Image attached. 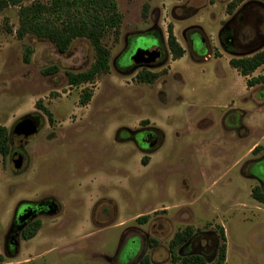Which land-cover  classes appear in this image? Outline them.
I'll use <instances>...</instances> for the list:
<instances>
[{
  "label": "rangeland",
  "instance_id": "rangeland-1",
  "mask_svg": "<svg viewBox=\"0 0 264 264\" xmlns=\"http://www.w3.org/2000/svg\"><path fill=\"white\" fill-rule=\"evenodd\" d=\"M246 2L117 0L122 16L118 33L103 38L109 69L79 85H70L66 74L85 72L93 63L86 39L73 40L59 53L45 39L17 37L19 7L0 11V126L10 131L29 114L44 121L24 147L28 160L23 172L14 169L10 153L0 154V264H110L126 229L132 231L123 240L136 241L138 258L180 264L172 261L169 243L187 227L196 235L194 248L179 253L181 245L177 256L196 253L201 246L206 264H212L223 243L222 229L224 264H264V204L253 198L256 183L239 172L242 159L264 153V94L251 93L247 79L229 66V58L239 57L224 52L217 40L220 28ZM230 3L235 7L228 12ZM191 25L201 27L209 48L202 55L210 58L193 61L188 56L182 33ZM251 25L242 24L241 31L251 34ZM169 26L184 50L176 60L166 45ZM258 26L264 35V23ZM150 30H159L167 61L155 69H120V62L131 64L138 48L160 44L157 35L145 34ZM53 65L57 72L42 73ZM144 70L158 77L139 82L137 74ZM260 75L264 66L252 76ZM85 94L90 97L82 104ZM233 110H242V137L222 129V116ZM140 121H154L167 133L162 183L150 166L141 164L139 154L130 160L129 146L112 140L118 126ZM13 141L18 146L16 137ZM261 168L264 175V162ZM44 197L54 198L60 212L42 217L34 237L20 238L18 247L6 252L4 239L17 205ZM98 198L112 202L100 209L106 223L94 225L89 218ZM142 218L144 223L137 221ZM208 232L217 239L213 256L212 241L203 235Z\"/></svg>",
  "mask_w": 264,
  "mask_h": 264
},
{
  "label": "flooded vegetation",
  "instance_id": "flooded-vegetation-1",
  "mask_svg": "<svg viewBox=\"0 0 264 264\" xmlns=\"http://www.w3.org/2000/svg\"><path fill=\"white\" fill-rule=\"evenodd\" d=\"M254 5H256L257 8H254ZM239 14L240 17H238ZM263 15L264 2L262 0L259 2H257V0H247V2L240 9H238L237 12L232 15L231 18L227 20L220 28L217 34L219 46L224 50V52L235 55V57L241 54H248L247 56H251L263 50L264 35L260 33L259 26L257 27V23H264ZM248 23H252V25L250 28L251 34L247 35L246 32L241 31V27L242 24ZM153 31L155 30H150L145 34H154L160 38V44L151 47L153 50V53H151L155 54L154 59L150 58L151 55L149 54L148 56L143 57L142 61L137 64L131 62L129 66L124 67L120 62V69L124 71H134L137 68L155 69L162 66L167 61L168 52L164 48L163 39L160 37V32L159 30L158 32ZM185 31L187 32V35H185ZM142 35L144 34H140L138 38H140ZM202 35L204 34L201 27L196 25H191L185 28L182 33L183 40L186 44L187 54L193 61L210 58L208 54L207 56L202 55L204 51L209 50V48L204 45V39ZM138 38L135 37L134 41H136ZM200 41L203 45L202 48L199 47L201 44ZM126 43H128L127 39ZM119 57L121 58V54ZM231 58H229V60ZM250 78L252 77L250 76ZM263 86L264 82L247 87L252 89V94L258 93V95L262 96L264 94V88L261 87ZM241 111L242 110H233L224 113L221 118V126L225 132H236L239 137H242L244 134H246V130L242 125L243 113ZM18 125V129H16ZM43 126L44 121L40 115L29 114L17 121L10 131L7 130L9 153L14 165V169L17 170L18 173L25 170L26 162L28 160L24 147L32 137L37 135L42 130ZM112 135V140L115 144L129 146L130 153L129 157L127 158L131 160L137 154H139L141 156V164L144 166H150L149 170L151 175L156 176L160 183L163 182L165 179L163 159L166 155V146L168 144V136L163 128L158 126L154 121H140L135 126H118ZM15 137L18 140V146L16 147L13 141ZM108 149V147L105 148V150ZM256 154L257 153L252 152V157H247V159L241 160L242 162L240 164L239 172L241 177L245 178L246 180H252L256 183V185L253 187V190L258 188L264 192V175L261 168L262 163L264 162V153L260 156ZM17 163L19 166L18 168H15V164ZM247 171H249V173ZM111 202L112 201L109 200V198H98L94 202L91 210V216L89 218L92 224L101 225L106 223L105 210L100 211V209L105 203ZM60 209V205L52 197H44L41 200L35 202H20L15 209L12 222L5 236L4 250L7 252L9 249L13 250L17 248L19 239H23L24 232L30 229L32 224H41L42 217L53 218L52 216L58 214ZM101 216L104 217L102 219H105L104 221H99ZM109 220L111 221L112 219ZM128 231H132V229H126L123 236H121L119 246L110 264H138V262L142 259V257L138 258L137 251H139V249L136 241L132 238L128 240L126 239V241L123 240L124 235ZM203 235L207 238V240H209L206 241L207 243L212 241L211 255L213 256L217 249V239L212 232H208ZM195 239L196 235L194 234L185 244H183V246L179 249V252L182 253V251L193 249L194 247H192L191 244ZM203 252V248L198 246L196 253L184 254L182 256L199 255L206 258V255Z\"/></svg>",
  "mask_w": 264,
  "mask_h": 264
},
{
  "label": "trees",
  "instance_id": "trees-1",
  "mask_svg": "<svg viewBox=\"0 0 264 264\" xmlns=\"http://www.w3.org/2000/svg\"><path fill=\"white\" fill-rule=\"evenodd\" d=\"M25 0H0V11L10 7H19V26L17 37L24 38L26 35H33L40 39H45L52 43L59 53H65L73 40L78 38L86 39L94 52V61L90 68L78 74L67 72L70 85H79L91 82L100 74H104L109 69L110 53L103 44V38L109 32L118 33L121 23V14L118 11L117 0H49L46 4L33 2L23 6ZM264 2V0H262ZM235 4L228 5V12L234 9ZM166 45L173 59L181 58L184 50L174 37L172 27L167 30ZM229 66L235 69L242 77H250L254 71L264 66V49L247 57L231 58ZM56 66H50L42 71L43 74H53L57 72ZM157 74L149 71H142L137 74L139 82L152 83ZM264 77H252L246 81V85L251 87L258 83H263ZM90 95L85 94L82 104H86ZM9 153L7 130L0 126V154L6 157ZM253 198L264 204V192L260 189L252 191ZM144 223L146 218L137 220ZM40 228V223L32 224L23 234L24 240H29L35 236ZM193 235L191 228L187 227L177 232L169 243V252L173 262L180 264H206L204 257L199 255L177 256L176 249L185 244ZM220 238L223 243L218 247L217 258L212 264H224L226 256L225 236L220 230ZM138 264H151L148 257H143Z\"/></svg>",
  "mask_w": 264,
  "mask_h": 264
},
{
  "label": "water",
  "instance_id": "water-1",
  "mask_svg": "<svg viewBox=\"0 0 264 264\" xmlns=\"http://www.w3.org/2000/svg\"><path fill=\"white\" fill-rule=\"evenodd\" d=\"M153 50L151 48L149 49H145V48H138L131 56L130 61L133 63H139L140 61H142L143 57L148 56L149 54L151 55L150 58L154 59L155 54H152ZM152 52V53H151ZM248 54H241L238 55L237 57H245ZM19 125L16 127V129H18ZM15 129V130H16ZM19 164H15V168H18ZM180 253V252H179Z\"/></svg>",
  "mask_w": 264,
  "mask_h": 264
},
{
  "label": "crops",
  "instance_id": "crops-1",
  "mask_svg": "<svg viewBox=\"0 0 264 264\" xmlns=\"http://www.w3.org/2000/svg\"><path fill=\"white\" fill-rule=\"evenodd\" d=\"M228 61H229V60H228ZM234 70H235V69H234ZM237 73H238V72H237ZM254 73H255V71L252 73V75H253ZM252 75H251V77H253ZM243 78H245V77H243ZM249 78H250V77H247V78H245V79H247V80H248ZM247 88H248V87H247ZM249 90L251 91L252 89H251V88H249ZM258 96H259V97H262L263 95H262V96L258 95ZM262 102H264V100H263Z\"/></svg>",
  "mask_w": 264,
  "mask_h": 264
}]
</instances>
